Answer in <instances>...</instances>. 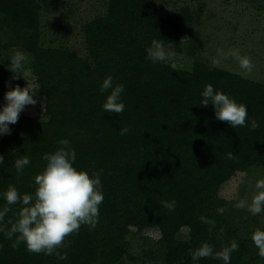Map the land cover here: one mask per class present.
<instances>
[{
	"label": "trees",
	"instance_id": "obj_1",
	"mask_svg": "<svg viewBox=\"0 0 264 264\" xmlns=\"http://www.w3.org/2000/svg\"><path fill=\"white\" fill-rule=\"evenodd\" d=\"M51 1L0 0V110L5 92L26 83L37 85L34 99L44 102L41 113L19 114L18 122L9 125L10 134L0 135V208L9 186L34 193L33 178L46 167L42 154L54 153L62 139L75 150L78 171L91 177L102 170L104 200L97 226L81 225L67 238L70 246L60 249L67 252L66 260L30 254L23 243L13 249L15 237L8 240L0 233V264H124L130 238L151 221L165 228L156 239L142 236L145 248L135 264H224L212 258L193 261L191 252L203 243L221 251L233 240L239 249L230 264H264L251 240L256 229L264 231V212L245 215L235 207L238 201L221 195L235 176L248 178L257 171L264 179V82L201 58L189 69L169 71L165 63L147 59L153 40L163 39L166 49L180 53L182 38L197 36L192 31L196 16L188 6L175 15L160 14L155 0H108L106 12L84 24V56L43 47L40 12ZM13 50L34 58L26 82L10 79ZM109 75L114 85L125 88V109L118 115L102 109L111 90L99 89ZM209 84L247 107L246 126L233 128L216 119L211 102L200 105ZM253 119L259 123L255 130ZM125 126L129 133L120 135ZM229 152L236 160L227 158ZM22 155L30 164L18 175L14 161ZM173 200V211L163 207ZM10 207L5 222L14 219L20 205ZM201 217L215 221V227Z\"/></svg>",
	"mask_w": 264,
	"mask_h": 264
},
{
	"label": "clouds",
	"instance_id": "obj_2",
	"mask_svg": "<svg viewBox=\"0 0 264 264\" xmlns=\"http://www.w3.org/2000/svg\"><path fill=\"white\" fill-rule=\"evenodd\" d=\"M172 44L169 42V47ZM147 59L151 62L171 61L176 53L165 48L164 40H153L151 46L146 49ZM228 56L234 57L240 68L250 74L254 64L250 57L241 56L238 50H230ZM8 70L13 73L11 80L31 75L28 67L34 58L20 50H13L9 58ZM214 64H219L215 60ZM35 80V77H33ZM26 82V81H25ZM10 83V81L8 82ZM111 90L102 105L103 112L120 114L124 111L125 105L121 100V94L125 91L123 84H113V77L107 76L99 91L104 93ZM38 92L35 83H26L25 87L16 85L11 90L5 92L4 100L6 104L0 110V135L10 134V124H16L19 114L26 105H36L34 96ZM203 97L200 105L207 107L211 102L216 119L227 122L231 127L246 126L248 119L247 107L237 103L228 95L214 90L212 85H206L201 93ZM251 128H259V123L253 119ZM130 127L125 126L119 129L120 135L129 133ZM60 147L51 154H42V159L46 161V167L41 173L34 176L35 191L32 194H21L14 186H9L3 193L6 201L0 208V233L5 238L13 240V249H18L23 243L30 254L54 255L59 260H66L67 252H61V248L70 246L71 241L67 238L78 234L81 225H87L94 229L99 222V205L103 203L102 184L100 172H94L90 177L86 171H78L74 166L76 152L66 139L58 141ZM227 158L236 160V156L229 152ZM4 157L0 155V165H3ZM30 164V158L22 155L14 161V168L18 175H22L24 169ZM256 193L251 200H239L235 207L246 208L251 214L259 215L264 212V179L256 181ZM175 201L163 202V207L169 211L175 209ZM19 204L18 211L14 214V219L5 222L6 215L12 211L11 205ZM218 213L223 214L225 209L219 208ZM201 222L215 227V221L206 217H201ZM10 225V227L8 226ZM211 231V228H209ZM223 231V230H221ZM251 240L258 249V255L264 259V231L256 229ZM3 245H0L2 248ZM239 245L233 240L229 246L223 247L221 251L214 252L213 246L208 243L201 244L191 252V259L198 261L201 258L219 259L224 264H230L231 254L238 251Z\"/></svg>",
	"mask_w": 264,
	"mask_h": 264
},
{
	"label": "rangeland",
	"instance_id": "obj_3",
	"mask_svg": "<svg viewBox=\"0 0 264 264\" xmlns=\"http://www.w3.org/2000/svg\"><path fill=\"white\" fill-rule=\"evenodd\" d=\"M155 1L160 14L168 10L175 15L180 7L186 5L196 16L192 31L197 36H192L193 41H187V36L182 38V51L175 52L176 55L171 61L163 62L167 71L172 67L189 69L194 59L201 58L244 78L264 82V0ZM107 3L108 0H52L44 5L40 12V44L43 47L67 48L84 56V24L95 16L103 15ZM230 50H238L241 56L251 58L254 67L250 74L240 68L234 57L225 58ZM215 60H219V64H214ZM36 101L34 106L26 105L20 114H26L28 110L32 114L41 113L44 102L38 98ZM244 177L238 175L225 183L221 188V195L236 201H250L257 191L256 181L262 178L257 171L248 178ZM242 183L245 187L240 188ZM243 213L250 214L246 208ZM164 228L163 224L151 221L139 233L133 235L128 248L129 256L124 260V264L139 262L145 248L143 235L156 239ZM183 231L186 232L187 229L183 228Z\"/></svg>",
	"mask_w": 264,
	"mask_h": 264
}]
</instances>
